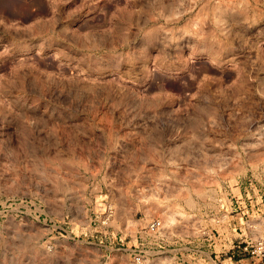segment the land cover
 Masks as SVG:
<instances>
[{
	"label": "rangeland",
	"instance_id": "374dc122",
	"mask_svg": "<svg viewBox=\"0 0 264 264\" xmlns=\"http://www.w3.org/2000/svg\"><path fill=\"white\" fill-rule=\"evenodd\" d=\"M241 196L264 223V0H0V264H130Z\"/></svg>",
	"mask_w": 264,
	"mask_h": 264
},
{
	"label": "built area",
	"instance_id": "2783aa9c",
	"mask_svg": "<svg viewBox=\"0 0 264 264\" xmlns=\"http://www.w3.org/2000/svg\"><path fill=\"white\" fill-rule=\"evenodd\" d=\"M233 200L230 212L219 210L209 217L208 227L197 219L171 227L159 218L151 219L135 234L134 244L124 249L130 264H223L245 257L264 259V223L258 217L244 221L249 199L241 196Z\"/></svg>",
	"mask_w": 264,
	"mask_h": 264
}]
</instances>
